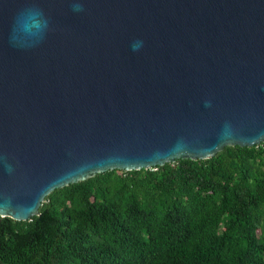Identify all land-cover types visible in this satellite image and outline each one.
I'll return each instance as SVG.
<instances>
[{
	"label": "water",
	"instance_id": "1",
	"mask_svg": "<svg viewBox=\"0 0 264 264\" xmlns=\"http://www.w3.org/2000/svg\"><path fill=\"white\" fill-rule=\"evenodd\" d=\"M263 142L264 0H0V216Z\"/></svg>",
	"mask_w": 264,
	"mask_h": 264
},
{
	"label": "trees",
	"instance_id": "2",
	"mask_svg": "<svg viewBox=\"0 0 264 264\" xmlns=\"http://www.w3.org/2000/svg\"><path fill=\"white\" fill-rule=\"evenodd\" d=\"M0 216V264H264V142L108 170Z\"/></svg>",
	"mask_w": 264,
	"mask_h": 264
}]
</instances>
